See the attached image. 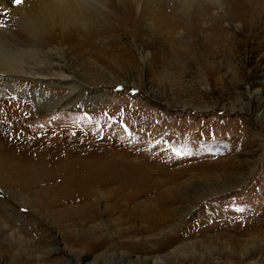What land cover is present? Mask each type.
<instances>
[{
  "label": "rangeland",
  "instance_id": "1",
  "mask_svg": "<svg viewBox=\"0 0 264 264\" xmlns=\"http://www.w3.org/2000/svg\"><path fill=\"white\" fill-rule=\"evenodd\" d=\"M200 1L195 19L175 0H108L59 33L0 0V45L25 68L0 62V135L17 129L35 178L0 186V264H264V0ZM95 156L117 179L58 221L39 160Z\"/></svg>",
  "mask_w": 264,
  "mask_h": 264
},
{
  "label": "bare ground",
  "instance_id": "2",
  "mask_svg": "<svg viewBox=\"0 0 264 264\" xmlns=\"http://www.w3.org/2000/svg\"><path fill=\"white\" fill-rule=\"evenodd\" d=\"M115 1H118V0H115ZM119 1L121 2V0ZM133 1H134V5H136V7H139V4H140L139 0H132V2ZM209 1L212 2L215 6H220L221 4V0H209ZM225 1H226V5L229 6L232 0H225ZM107 2L108 0H22V5L17 6V7L20 10L19 12L24 14L27 17V19L30 20V22L34 21V24L36 25V27H38V29L41 30L42 32L46 31L47 28H51V30L52 29L54 30L56 27H58V30L60 33L63 31V28H66L68 26L72 27L73 29L75 28L76 32H80V30L77 29L78 27H75V26L78 25L82 28H85L86 22H88L87 20H89L88 12L86 13L85 10H89L90 6L94 7L96 6L95 3H98L100 4V6H104V11L106 12H100L102 13L100 15L101 17H103V19H105L106 18L105 13H109V15L111 13L108 10ZM175 2L177 5H179L181 8L185 10L186 9L188 10L192 6H194V8L192 9V13L195 19H199L200 17L204 16L207 12V7L202 5L200 3L202 1L200 0H175ZM173 9L174 7L171 4L160 5L155 16H157L158 20L164 25L168 23L174 24L175 20L173 17L174 15ZM213 30L214 32L218 33L219 32L218 25H215L213 27ZM1 42H3V40L0 38V43ZM12 49L13 48L3 49L2 46L0 45V62L3 64L4 67H6L7 70L16 72L18 74H22L23 72H25L24 71L25 68H23L24 65L21 66L22 59H20V56L23 55L22 52L24 49L18 48L20 52H18V49L16 50L15 49L12 50ZM24 57H27V56H24ZM1 68L3 67H0V69ZM58 76H59L58 79L60 80H68L66 75H58ZM72 82H74V80H72ZM56 104H60V102H57ZM14 118L12 122H15V120L17 119V118L15 119ZM10 122H11V119H10ZM13 130L16 131L17 129H13ZM14 132L12 131V133L10 134V131H9V134L5 135V139H3L4 136L2 135V133L0 135V144H1L0 145V186L4 187L5 185H7L9 180L11 181V179H14L16 177L14 175V172H17V176L23 179L22 182H20L21 180L18 182V185H21L24 187V186H27L29 182L30 183L29 186H31V184L34 183L33 179L35 178L33 179L31 178L32 180L29 178L30 176H28V174L30 173L28 172L27 174L26 167L30 159H33V158L32 157L27 158L25 154L14 149V147L12 146L13 138H16L14 135ZM7 141L9 142V144H7ZM48 152L50 151H47V153ZM13 160H15L14 163H13ZM16 160L17 161L19 160V161L17 162ZM39 161H40V164L42 163V166L44 168V170L42 171V174L44 173L43 179L45 178L54 179V181H56L57 184H60L59 191L55 192L56 194L54 193V196H52L50 200L47 199L48 201L46 200L44 201L45 204L49 207L55 204H60L64 206L65 212L64 213L60 212L58 214H56L55 212L52 211L51 208H49V212H52V214L55 213L58 221H61V220L72 221L74 219H80L79 216H82L85 213H88L87 210L83 208L82 206L65 207L66 205L64 203H67V201H69L70 199L85 198V196H87L88 193L91 192L90 189L94 188V185L96 182H98L99 185L104 186L107 180L109 179L114 180V179H117L118 177V176H115V170H117L116 164L112 165L104 161V159L101 160L98 158V160L96 161L88 160L87 162L86 161L77 162V161H60V160H54V159L53 161L51 160L43 161L41 158ZM107 167L112 168L110 170L111 171L110 173H109V170H107L108 172H106ZM120 169H121V164H120ZM0 205H1V202H0ZM0 207H1L0 211L2 209L4 211V216L8 217V214H7L8 210L4 209V206H0ZM95 216L92 215V217L90 218L92 219Z\"/></svg>",
  "mask_w": 264,
  "mask_h": 264
},
{
  "label": "snow or ice",
  "instance_id": "3",
  "mask_svg": "<svg viewBox=\"0 0 264 264\" xmlns=\"http://www.w3.org/2000/svg\"><path fill=\"white\" fill-rule=\"evenodd\" d=\"M14 5H20L22 3V0H13ZM2 26V25H0Z\"/></svg>",
  "mask_w": 264,
  "mask_h": 264
}]
</instances>
